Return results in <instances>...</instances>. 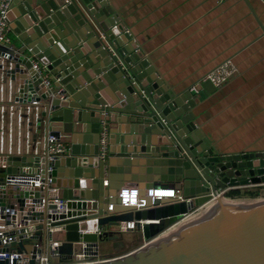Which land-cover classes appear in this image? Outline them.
Listing matches in <instances>:
<instances>
[{"label": "water", "instance_id": "water-1", "mask_svg": "<svg viewBox=\"0 0 264 264\" xmlns=\"http://www.w3.org/2000/svg\"><path fill=\"white\" fill-rule=\"evenodd\" d=\"M114 11L108 0L11 4L15 42L0 44V78L12 97L0 103L33 135L27 152L0 150V264H264V200H224L229 188L263 189L264 150L211 138L198 95L207 99L208 85L166 80ZM49 137L67 145L53 159ZM36 175L41 186L30 182ZM127 182L141 193L161 182L184 201L123 206ZM58 199L64 212L50 202ZM129 222L140 244L128 241Z\"/></svg>", "mask_w": 264, "mask_h": 264}, {"label": "crops", "instance_id": "crops-1", "mask_svg": "<svg viewBox=\"0 0 264 264\" xmlns=\"http://www.w3.org/2000/svg\"><path fill=\"white\" fill-rule=\"evenodd\" d=\"M108 3L113 5L119 23L134 34L166 80L179 89L208 85L211 95L207 99L202 91L198 95L203 100L204 127L211 138L227 143L234 151L264 150V3L261 0L221 3L108 0ZM11 32L13 43L15 37ZM228 59L236 65L237 73L216 87L207 80V75ZM3 84L0 78V102L12 97ZM5 108L4 111V104L0 103V150L4 147L27 152L33 133L21 123L18 113ZM139 183L127 182L124 186L139 188ZM262 186L260 190L246 186L227 191L251 189L263 195ZM128 241L140 244V235L128 234ZM108 248L109 244H104V252Z\"/></svg>", "mask_w": 264, "mask_h": 264}, {"label": "built area", "instance_id": "built-area-1", "mask_svg": "<svg viewBox=\"0 0 264 264\" xmlns=\"http://www.w3.org/2000/svg\"><path fill=\"white\" fill-rule=\"evenodd\" d=\"M217 2H224L226 0H216ZM264 3V0H261ZM13 0H0V44L1 45H11L12 38L10 36L11 28L9 23V13L11 11V4ZM127 32L130 33V30L127 29ZM34 68L38 71V73H42L44 71V67L38 61H34ZM237 73V67L231 59H228L220 66L213 69L208 75L207 80L211 82L214 86L220 87L230 79H232ZM46 84H49L48 79H45ZM105 118L108 116L107 113H104ZM108 125L106 120L102 121V131H101V156L105 157L108 151ZM49 149L48 154L49 158L53 159L56 155L62 154L67 150V145L63 142H56L54 137H49ZM39 175L30 177V182H35L36 186H41V181L39 179ZM104 186H109V181L104 182ZM118 198L121 200V205L134 207L137 210H145L150 207L152 204L153 207L159 206L156 204V200H163V199H175L178 202H183L184 198L182 197L181 193L174 189L169 188L167 186H163L162 184H156L152 188L145 190L144 193H141L140 188H125V186L118 191ZM160 193H166V196L159 195ZM176 192V194H175ZM167 193H173V195L168 196ZM50 202H55L58 205V212H64L66 209V201L64 200H54ZM150 203V205H149ZM114 205H110L108 207V211H113ZM202 210V209H200ZM199 210V211H200ZM198 212V211H197ZM196 215V212L187 216L192 217ZM0 229L4 228L3 222L0 220ZM131 224V225H130ZM179 226V225H178ZM176 227V226H175ZM122 229L125 230L128 234L134 231L135 226L134 223L129 222L122 225ZM170 231V230H169ZM168 232V231H167ZM18 255L12 254V258ZM45 258H42L44 260Z\"/></svg>", "mask_w": 264, "mask_h": 264}, {"label": "rangeland", "instance_id": "rangeland-1", "mask_svg": "<svg viewBox=\"0 0 264 264\" xmlns=\"http://www.w3.org/2000/svg\"><path fill=\"white\" fill-rule=\"evenodd\" d=\"M18 44H19V42H18ZM222 146H224L225 147V149H231L230 147H229V145L227 144V143H222L221 144ZM243 190V189H242ZM228 192V191H227ZM227 194V193H226ZM225 197L227 198V199H229V200H264V194L263 195H261V193H260V195L258 196V197H255V198H252V197H244V198H230V197H228L227 195H225ZM212 204H213V201H211V202H209V203H207V204H205L203 207H202V209L203 208H209V207H211L212 206ZM210 209V208H209ZM198 211V212H197ZM196 211V215H201V213H202V210H197ZM132 233H129V234H132V236H135V234H139L140 235V238H141V241H142V237H141V232H137L135 229H134V231H131ZM141 243V242H140Z\"/></svg>", "mask_w": 264, "mask_h": 264}, {"label": "trees", "instance_id": "trees-1", "mask_svg": "<svg viewBox=\"0 0 264 264\" xmlns=\"http://www.w3.org/2000/svg\"><path fill=\"white\" fill-rule=\"evenodd\" d=\"M11 36V34H10ZM230 198H244V197H258L260 192L258 190H251V189H233L227 192L226 194Z\"/></svg>", "mask_w": 264, "mask_h": 264}, {"label": "bare ground", "instance_id": "bare-ground-1", "mask_svg": "<svg viewBox=\"0 0 264 264\" xmlns=\"http://www.w3.org/2000/svg\"><path fill=\"white\" fill-rule=\"evenodd\" d=\"M168 194V196H171V195H173V193H167ZM175 194H176V192H175ZM159 195H161V196H166V193H160L159 192ZM224 200H229V199H224ZM217 202V201H216ZM214 205H216V203H214L211 207H209L210 209L214 206ZM207 209V208H203L202 209V213H201V215L202 214H205V213H207L210 209ZM200 214L199 215H194V216H192V217H188V218H186L181 224H180V226H184L185 224H187L189 221H191V220H193V219H195V218H197V217H199V216H201ZM131 225V224H130ZM177 227L178 226H176V227H173L172 229H170V231H168L165 235H163L164 237L165 236H167L168 234H171V232L173 233V232H175L176 230H177ZM164 237H162V238H164Z\"/></svg>", "mask_w": 264, "mask_h": 264}]
</instances>
